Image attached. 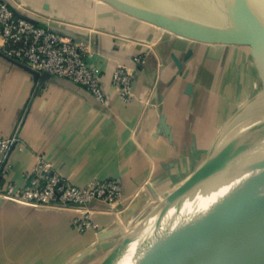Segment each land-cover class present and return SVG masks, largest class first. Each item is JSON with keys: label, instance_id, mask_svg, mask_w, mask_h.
Returning a JSON list of instances; mask_svg holds the SVG:
<instances>
[{"label": "crops", "instance_id": "crops-1", "mask_svg": "<svg viewBox=\"0 0 264 264\" xmlns=\"http://www.w3.org/2000/svg\"><path fill=\"white\" fill-rule=\"evenodd\" d=\"M38 25L87 43L103 99L54 76L36 77L0 54V137L16 136L7 180L23 187L38 156L76 186L115 179L118 199L92 201L97 224L80 231L78 207L0 201V264H100L141 216L221 144L262 91L248 46L170 34L90 0H2ZM144 64L135 67L133 58ZM133 67L132 97L111 84Z\"/></svg>", "mask_w": 264, "mask_h": 264}, {"label": "bare ground", "instance_id": "bare-ground-1", "mask_svg": "<svg viewBox=\"0 0 264 264\" xmlns=\"http://www.w3.org/2000/svg\"><path fill=\"white\" fill-rule=\"evenodd\" d=\"M147 1V0H146ZM148 0L147 2H149ZM169 15L224 26L235 0H167ZM264 23V3L255 17ZM174 35V31L158 26ZM180 36V35H179ZM264 94L241 111L243 128L231 141L229 152L204 174L201 186L181 191L145 226L133 232L130 242L109 264H208L227 224H213L215 212L232 201L264 189ZM166 225L167 236L148 237ZM165 229V228H164ZM131 230V229H130ZM209 230L208 234L205 233ZM132 256L127 257V252Z\"/></svg>", "mask_w": 264, "mask_h": 264}, {"label": "built area", "instance_id": "built-area-1", "mask_svg": "<svg viewBox=\"0 0 264 264\" xmlns=\"http://www.w3.org/2000/svg\"><path fill=\"white\" fill-rule=\"evenodd\" d=\"M21 15L0 0V54L39 74L45 72L77 83L102 100L100 69L89 62L91 52L87 43L76 42ZM133 63L140 67L144 59L136 56ZM133 70L118 63L112 72L111 84L125 100L132 97ZM15 141V135L0 137V199L58 208L78 207L81 215L73 219L74 225L80 231L95 229L97 224L87 207L94 200L115 202L121 193L118 181L105 179L76 186L56 172L49 161L38 156L26 184L17 187L6 178L11 166L9 152Z\"/></svg>", "mask_w": 264, "mask_h": 264}, {"label": "water", "instance_id": "water-1", "mask_svg": "<svg viewBox=\"0 0 264 264\" xmlns=\"http://www.w3.org/2000/svg\"><path fill=\"white\" fill-rule=\"evenodd\" d=\"M103 1L128 15L157 26H163L193 41L248 46L262 73L264 83V23L257 24L255 22L257 11L264 0H235V3L231 2L224 26H215L194 19L169 15L164 9L132 6L118 0ZM21 16L35 22L27 16ZM15 63L24 66L18 62ZM24 67L36 77L50 76L48 73L39 74L26 66ZM220 147L221 144L213 147L198 169L181 185L159 200L137 225L130 228L131 230L128 229L130 232L126 231L124 237L100 264H109L115 255L130 242L134 231L142 229L153 216L162 211L166 203L181 191H187L192 181L202 180L204 174L222 160L230 150L229 146L226 149H220ZM223 223L227 224L225 233L214 249L208 264H264V189L248 198L232 201L218 209L213 215V224ZM208 233L209 230H206L203 234Z\"/></svg>", "mask_w": 264, "mask_h": 264}, {"label": "rangeland", "instance_id": "rangeland-1", "mask_svg": "<svg viewBox=\"0 0 264 264\" xmlns=\"http://www.w3.org/2000/svg\"><path fill=\"white\" fill-rule=\"evenodd\" d=\"M90 1H97V2H101V3H106L103 0H90ZM118 1L123 2V3H126V4H129V5H132V6H139V7H145V8L147 7V8H151V9H163L164 6H166L167 4L170 3L167 0H150L149 2H147L148 0L147 1L146 0H118ZM122 13H124V12H122ZM150 24L153 25V26H155V27H158L155 24H152V23H150ZM167 32H169V31H167ZM170 34H172V33H170ZM261 87H262V91L255 98H257V97H259V96H261L263 94V91H264V83L262 84ZM247 104H245L242 108H244ZM261 110H264V101L261 104ZM243 126H244V124L242 123L241 112H240L239 115H238V117H237L236 122L229 128V130L226 132L225 136L223 137V139L221 141V147H220V149L221 148H225L226 149L228 146L231 147L230 146L231 145V141L235 137L239 136L240 130L243 128ZM194 181H192L190 183L191 185L189 184V186L187 188V191H190V190H192V189H194L196 187L201 186V181L202 180H200V179L197 180L196 179ZM192 183H193V185H192ZM151 209H149V210H151ZM149 210L141 216V218L137 221V223L142 220V218L149 212ZM137 223H135V225H137ZM135 225H133V226H135ZM164 226H166V225L160 226L148 238L149 239H151V238H159L158 236H162V238H164L165 236H167L168 229L166 227H164ZM128 232H130V230H128ZM132 252H134V251L131 250V253H130V250H129V252H127V257L132 256V254H133Z\"/></svg>", "mask_w": 264, "mask_h": 264}]
</instances>
